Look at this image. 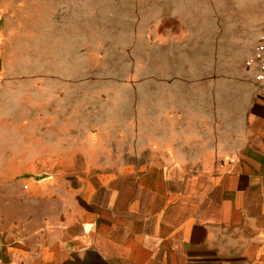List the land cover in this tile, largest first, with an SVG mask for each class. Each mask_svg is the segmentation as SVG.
<instances>
[{
    "label": "rangeland",
    "instance_id": "374dc122",
    "mask_svg": "<svg viewBox=\"0 0 264 264\" xmlns=\"http://www.w3.org/2000/svg\"><path fill=\"white\" fill-rule=\"evenodd\" d=\"M263 30L264 0H0V215L34 209L44 156L76 183L183 123L242 118Z\"/></svg>",
    "mask_w": 264,
    "mask_h": 264
},
{
    "label": "crops",
    "instance_id": "0c3cea01",
    "mask_svg": "<svg viewBox=\"0 0 264 264\" xmlns=\"http://www.w3.org/2000/svg\"><path fill=\"white\" fill-rule=\"evenodd\" d=\"M251 81L242 118L183 123L167 145L88 162L76 183L52 174L73 160L42 157L57 161L32 182L34 209L0 215V264H264V88Z\"/></svg>",
    "mask_w": 264,
    "mask_h": 264
},
{
    "label": "built area",
    "instance_id": "2783aa9c",
    "mask_svg": "<svg viewBox=\"0 0 264 264\" xmlns=\"http://www.w3.org/2000/svg\"><path fill=\"white\" fill-rule=\"evenodd\" d=\"M245 68L252 75L255 84L264 88V30L251 57L245 62Z\"/></svg>",
    "mask_w": 264,
    "mask_h": 264
}]
</instances>
